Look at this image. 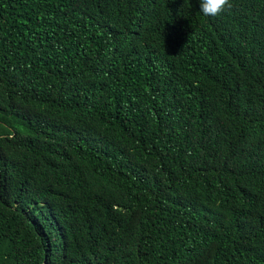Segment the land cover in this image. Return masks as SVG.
<instances>
[{
	"label": "trees",
	"instance_id": "trees-1",
	"mask_svg": "<svg viewBox=\"0 0 264 264\" xmlns=\"http://www.w3.org/2000/svg\"><path fill=\"white\" fill-rule=\"evenodd\" d=\"M0 0V264H264V0Z\"/></svg>",
	"mask_w": 264,
	"mask_h": 264
},
{
	"label": "clouds",
	"instance_id": "clouds-1",
	"mask_svg": "<svg viewBox=\"0 0 264 264\" xmlns=\"http://www.w3.org/2000/svg\"><path fill=\"white\" fill-rule=\"evenodd\" d=\"M198 4L200 13L205 17H216L233 7L230 0H198Z\"/></svg>",
	"mask_w": 264,
	"mask_h": 264
}]
</instances>
